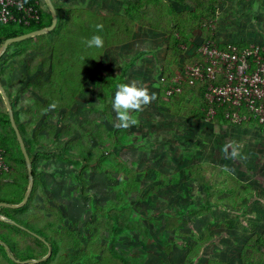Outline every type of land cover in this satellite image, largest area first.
Returning a JSON list of instances; mask_svg holds the SVG:
<instances>
[{"label":"rangeland","instance_id":"1","mask_svg":"<svg viewBox=\"0 0 264 264\" xmlns=\"http://www.w3.org/2000/svg\"><path fill=\"white\" fill-rule=\"evenodd\" d=\"M37 1L50 11L46 0ZM51 1L54 30L0 44V112L10 119L11 111L34 172L29 176L26 161L17 170L8 166L1 176L8 173L10 182L0 184V196L23 199L6 210L46 236L5 218L0 235L21 257L44 251L30 264H264V126L205 122L190 93L167 105L160 82L191 61L189 43L196 49L223 14L229 17L225 5L235 7L228 12L236 29L249 23L242 6L217 0V16L200 29L191 26L196 22L188 11L206 8L209 0H166L174 14L146 3L136 11L134 0ZM245 7L256 8L250 23L264 29V0H248ZM86 10L111 19L103 22L113 32L102 30L101 50L89 47L80 79L79 65L66 57L63 63V43L84 34L82 19L91 24ZM177 33L192 38L181 54L172 49ZM63 68L70 85L57 78ZM132 80L156 99L132 113L137 125L118 129L111 100L117 84ZM11 126L2 125V132L20 148Z\"/></svg>","mask_w":264,"mask_h":264},{"label":"built area","instance_id":"2","mask_svg":"<svg viewBox=\"0 0 264 264\" xmlns=\"http://www.w3.org/2000/svg\"><path fill=\"white\" fill-rule=\"evenodd\" d=\"M215 14L217 16V9ZM38 18L37 10L25 5L24 0H0L3 23L29 25L30 20ZM196 55L198 60L183 62L172 74L160 76V82L167 85L166 96L179 92L185 81H207L204 96L209 107L203 118L205 122L215 118L216 106H225L224 118L228 124L250 129L264 126V45L204 39L197 45ZM250 122L254 125H247ZM8 168L0 147V175ZM262 221L260 236L264 248V219Z\"/></svg>","mask_w":264,"mask_h":264},{"label":"trees","instance_id":"3","mask_svg":"<svg viewBox=\"0 0 264 264\" xmlns=\"http://www.w3.org/2000/svg\"><path fill=\"white\" fill-rule=\"evenodd\" d=\"M175 1H177V3H179V4H183L184 0H175ZM197 2L199 3V5H202V3H200L199 0H197ZM24 3H25V5L32 6L37 10V12L39 13L38 20H35V19L30 20L29 25H24L23 23H15V22L3 23L0 21V44H2L4 42V40L8 37L20 35V34L26 33L28 31H31L34 29L43 28V27L48 26L51 23V21H52L51 11H47V10L43 9L37 0H24ZM142 3H144V4L146 3L147 5L150 4V5H152V7H155L156 9L158 8L159 10H162V11H165V9H166L167 12L169 11V12H172L173 14L178 12V11H176V9L173 6L166 5V4H168V3H166V0H134L133 7L136 9V11H139V8L142 5ZM216 5H217V0H212V2H210V0H209V5L206 8L201 10V9L196 7L195 11H188L190 13V16H192V19H193L192 21H190V19H189V21L190 22H193V21L196 22L195 24H193L191 26L198 25L197 28L202 29L203 26L208 25V23H210V22H208L207 19L211 18L212 16H215ZM130 9H131V7L128 8V10H130ZM198 9H199V11H198ZM74 12L77 15V17H79L80 13H78L77 10H75ZM88 13L92 17H94L95 20L93 18H90L89 21L91 22V24H88V21L85 19L81 20L80 31H83L84 34L82 33L79 36H75V33L71 34L67 38V40L63 43V52H64L63 53V63H65L64 59L66 57L69 64L79 65V67H78L79 78L80 77L83 78L82 77L84 74L83 72H86V68H87V64H88V60H89L88 55L91 51L90 48L86 45L85 41L87 39L91 38V34H92V36L98 35L97 33L99 31L96 28L97 24H102L103 26H107V25H104L105 22H103V20L106 19V16H103L105 18H103L102 16H96V18H95V14L93 12L89 11ZM92 13H93V15H92ZM128 15H129L128 19H131L132 14L128 13ZM96 21L98 23H96ZM107 21L109 22V21H111V19H109ZM110 23L112 24V21ZM209 26H210V24H209ZM161 27L163 29V26H161ZM54 29L55 28H53V30ZM104 29L107 30L109 33L113 32L112 25L110 27L107 26V28H103V30ZM89 31H90V33H89ZM102 33L103 32L101 31L99 34L103 38ZM40 35H42V34H40ZM171 36L173 37L172 49L173 50L176 49L177 51H179V54H181L184 51L183 48L186 47L185 45H187L189 42H191V39H192V38L189 39L188 37L183 36V34H178L177 36H173V35H171ZM213 37H214L213 33H210V34H207L206 36H204V39H213ZM105 45H107V44H105ZM92 48H96V47H91V49ZM100 50H101V48H100ZM198 59H199V57L195 54L194 56H191L190 62L196 61ZM65 69L66 68L62 69L60 76L57 78L60 79L61 82L63 80L64 84H66V82H68L67 85H70V76H68V73H67V76H65V73H66ZM70 70H71V68H70ZM73 72H74V70H73ZM167 72L169 74H172L174 71L168 70ZM165 74H166V72L164 73V75ZM61 78H62V80H61ZM66 79H67V81H66ZM63 82H62V84H63ZM206 86H207V81H195L193 83H190L189 81H185L181 84V90L179 92H175L168 97L165 94V89L167 88V85L165 83H162V87H161V91L163 94L162 97L165 98L164 102L167 103V105H169L170 100H173V99L183 100V97L185 95H187V93H190L192 95V99H190V100H191L192 106H194L193 110H194L195 114H197L198 117L203 119L205 114H206V111L209 107V103L207 102V100L205 99V96H204ZM60 87L62 88L61 85H60ZM216 107H217V113H216V116L214 118V121L215 120H221V121H224L225 123H228L224 118V112L226 110V107L225 106H216ZM4 124L11 126V122H10L8 115L6 113L0 112V147L3 150V157H4V160L7 163V165L10 167V169H12L14 167V170H17L18 165H21V164L25 165V159H24V156L21 152V149L14 146L12 143H10V141H9V138H11V137H9L10 135L9 134H3L1 126ZM247 125H254V122L247 123ZM10 134L12 135V137L14 139H17L15 130L13 129L12 126H11ZM17 148H18V150H17ZM46 152H50V151L47 150ZM79 157H80L79 161L81 162V166L86 165L87 163H85L83 161V158L87 159L86 156L81 155ZM32 175H34V172H32ZM0 177H1V175H0ZM26 187L27 186H25V185L21 186V188H23L24 192L26 190ZM20 200L18 202H20ZM0 201L18 203V202H15L13 200H6L5 198H3L1 196H0ZM6 209L7 208L5 206H2L0 208V213L11 218L15 224L17 223V225H15V224H13V225L17 226L18 228H21L19 226H23L22 229L25 231H28L30 233H31V231H34L35 233H37L40 236H46V234L44 232H42V230L32 226L28 222L22 221V219L18 218L17 216L12 215ZM0 239L6 241L10 245V249H11L10 252H12V254L16 258H19L22 260L23 259H34V258H37V257L44 254V251H42L37 256L21 257L18 254L19 252L14 250L12 247V244L8 240L4 239V237H2V235H0ZM259 243L261 244V246H263V241L261 239V236L259 237ZM31 252H34V251H31ZM31 252H27V253H31ZM4 253L6 254L5 249H4ZM120 259L125 261L124 258L121 256H120ZM15 263H17V262H15ZM24 264H30V263H24Z\"/></svg>","mask_w":264,"mask_h":264},{"label":"crops","instance_id":"4","mask_svg":"<svg viewBox=\"0 0 264 264\" xmlns=\"http://www.w3.org/2000/svg\"><path fill=\"white\" fill-rule=\"evenodd\" d=\"M236 0L232 1V4L234 6ZM248 0H237L236 4H240V6H242L244 13H242V16H244V18H247L249 23H245L243 24L240 28L237 27V29L235 28L234 25V14L232 12H228L232 9L233 12H235V7H232L230 5H225L223 7L224 13H229L227 17L225 14H223V16L220 17L219 22H217L216 24V31L212 32L213 33V39L217 40L218 42H227V41H236V42H241V43H247V42H258V43H264V36L262 35L264 29H263V24H259L258 27H256V24H251L250 23V19H254L256 20L257 16H255L254 14H256L254 12V14L252 13V11H255L256 8H246L245 5L247 4ZM250 15V17H249ZM247 41V42H245ZM193 41L191 43L188 44V54L191 56H194L196 54V49L195 46L192 45ZM8 174V173H6ZM5 174V176H1L0 177V184L3 183H8L10 182V179H8L9 176H7ZM23 199L20 200V202H22ZM7 202V201H6ZM18 202V203H20ZM17 204V203H16ZM5 207H19V206H5ZM10 212V211H9ZM11 213V212H10ZM0 218H5L7 220L10 221V223L15 224L14 221L9 218L8 216L0 213ZM2 241V242H1ZM3 243L7 244L9 248H7ZM4 249L6 250V254L4 253ZM10 249V245L0 239V264H24V263H31L33 260L35 259H30L31 261H23V260H27V259H19L16 258ZM11 258V259H10ZM13 260V261H12ZM17 262V263H15Z\"/></svg>","mask_w":264,"mask_h":264},{"label":"clouds","instance_id":"5","mask_svg":"<svg viewBox=\"0 0 264 264\" xmlns=\"http://www.w3.org/2000/svg\"><path fill=\"white\" fill-rule=\"evenodd\" d=\"M98 31L103 30V25L98 24L96 26ZM88 47H103L104 40L100 35H93L91 38L85 41ZM156 99V94L149 93L148 88L143 85L142 82L132 80L129 83H119L116 85L114 96L112 97L111 104L113 111L116 114L117 123L115 127L118 129H127L131 126L139 123L138 119L135 118L132 113H138L143 111L144 106H147ZM50 108H55L56 104L52 103ZM226 156L228 155V149L225 148ZM231 157L238 155L237 151L233 149ZM228 171L227 168L224 169Z\"/></svg>","mask_w":264,"mask_h":264},{"label":"water","instance_id":"6","mask_svg":"<svg viewBox=\"0 0 264 264\" xmlns=\"http://www.w3.org/2000/svg\"><path fill=\"white\" fill-rule=\"evenodd\" d=\"M46 2H47V4H48L49 9H50L51 14H52V21H51V23H50L48 26H46V27L39 28V29H34V30L28 31V32H26V33L20 34V35H16V36H12V37H8V38H6V39L4 40V42H3V47H4V48H5L9 43H11V42L19 41V40H22V39L27 38V37H29V36H34V35H37V34H40V33H44V32L49 31V30H51L52 28L55 27V25H56V21H57V16H56L55 8H54V6H53L51 0H46ZM4 98L6 99V102H7V97H6L5 95H4ZM10 121H11V124H12L14 130H15V133H16L17 139H18V141H19V145H20V148H21L22 154H23L24 159H25V161H26V165H27V168H28L29 176H32V173H31V166H30V163H31L30 156H29L28 151H27V149H26V147H25V144H24V142H23V140H22V138H21L20 132H19L17 126L15 125V123H14V121H13V119H12V113H11V111H10ZM30 187H31V185L29 184V187H28V189H27V196H28V193H29V189H30ZM22 203H23V201L20 202V203H17V204H16V203H15V204H11V203L8 204V202H6V201H0V206H20ZM0 216H1V215H0ZM1 242H2V241H1ZM3 244H4L7 248H9L7 244H5V243H3ZM46 244H47V242H46ZM47 245H48V244H47ZM48 247H49V245H48ZM8 251H9V249H8ZM9 252H10V251H9ZM48 253H50V247H49V252H48ZM48 253H47V254H48ZM23 261H31V260H30V259H27V260H23Z\"/></svg>","mask_w":264,"mask_h":264}]
</instances>
